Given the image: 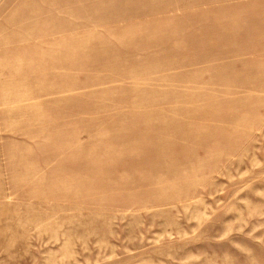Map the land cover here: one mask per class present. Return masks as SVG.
Segmentation results:
<instances>
[{"label":"rangeland","instance_id":"rangeland-1","mask_svg":"<svg viewBox=\"0 0 264 264\" xmlns=\"http://www.w3.org/2000/svg\"><path fill=\"white\" fill-rule=\"evenodd\" d=\"M0 264H264V0H0Z\"/></svg>","mask_w":264,"mask_h":264}]
</instances>
